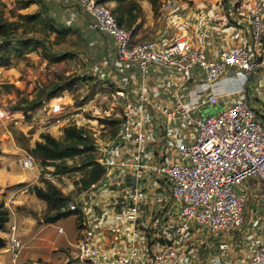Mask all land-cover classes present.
<instances>
[{
	"label": "built area",
	"instance_id": "obj_1",
	"mask_svg": "<svg viewBox=\"0 0 264 264\" xmlns=\"http://www.w3.org/2000/svg\"><path fill=\"white\" fill-rule=\"evenodd\" d=\"M74 1L94 30L114 40L117 61L145 81L115 91L117 133L96 143L104 173L61 210L77 219L76 257L85 264H264L263 229L234 238L248 191L264 185V119L249 94L264 70V0H233L236 10L246 7L250 39L216 50L202 33L141 40L107 3ZM234 71L246 77L237 100L219 106L215 94L191 97L192 83L213 84ZM21 162L37 165L29 152ZM17 230L13 222L6 239L13 264L24 248ZM240 241L246 252L236 263Z\"/></svg>",
	"mask_w": 264,
	"mask_h": 264
},
{
	"label": "rangeland",
	"instance_id": "obj_2",
	"mask_svg": "<svg viewBox=\"0 0 264 264\" xmlns=\"http://www.w3.org/2000/svg\"><path fill=\"white\" fill-rule=\"evenodd\" d=\"M0 1L5 4L4 7L2 3L0 4L5 19L16 20L20 19L21 16V19L25 18L23 28L19 31L20 36H34L43 39L49 53L62 56L63 59L59 62L48 59L46 64L40 62V60L38 62L33 61L32 64L29 63L35 70V74H32L33 77H29L28 74H25L26 77L21 76L24 80V86L21 90H17L9 84L1 85V98L6 99L9 97L7 95L11 93L14 95V99L15 96L18 97V100H23L25 97L33 99L39 96L45 102L51 95L67 87L71 92L74 104L82 107L77 110L79 115L70 124L76 123L78 126L89 129L97 145L109 143L118 128L117 123L110 121L117 119L115 113L119 111V107L114 106V109L110 110L105 102L106 97H104L105 91L103 88L107 86H102V83L105 81L108 85L110 79L108 76L101 75V73L103 58L105 56L109 57L110 46L104 41L105 47L107 44V53L102 51V44L96 46L101 40L102 33H98L94 29L90 30L89 17L82 12L73 0H40L38 2L40 8L37 12L32 13L19 11L17 0ZM101 1L112 8L116 5L114 1ZM137 1L143 8L142 16L138 20L141 21L140 27L137 30L138 38L143 40L155 37V34L161 29L163 21L160 17L167 15L168 6L191 2L189 0H161L159 9L154 10L150 0ZM112 3L115 4L112 5ZM30 15H33L34 18ZM40 16L44 20H40ZM55 27L58 31L53 30ZM23 29H25L24 35L21 34ZM92 41L96 44H92ZM41 65L42 68H40ZM256 86V78H253L250 90H254ZM2 102L5 108L1 111L3 115L7 111L12 112L18 103H12L9 98L2 100ZM54 126L50 129L53 133L49 130L44 132H49L54 137L61 138L64 134L62 132L64 127L61 128V133L58 134L57 127ZM6 134L18 139L26 146V151L31 152L16 125L4 124L0 119V138L7 139ZM99 152L96 149L97 157ZM22 157V155H17L14 162L20 164ZM2 160L4 161L5 158L3 157ZM36 161V168L41 172L39 178L37 177V181L31 183V185L22 182L12 186L7 185L4 187L5 190L0 189V217H4L0 235L5 239L4 244L0 246V264H13L10 253L7 251L8 242L6 240L13 222L17 223V233L24 243L17 264H85L81 261L69 263L70 257H76L75 245L80 237L76 217L72 215L52 221L51 218L56 216L55 210L51 209L45 200L38 198L34 193L35 185L47 187L50 183L56 186L58 197H71L80 192L81 179L87 170V168H84L82 156L68 160V163L73 165L76 170L61 174H52L55 170L54 166L43 167L38 159ZM20 169L25 170L22 166ZM260 187L259 191H248L245 227L251 218L252 210L256 208L255 204L257 203L259 207L264 206V185L260 184ZM60 226L65 230L63 233L59 232ZM235 237L239 238L240 232H237ZM243 246H246L245 243L240 241L235 248L237 252L235 255L236 263H241L238 257H241L244 253L241 250L246 247ZM8 254L9 259L6 262L3 255L7 256Z\"/></svg>",
	"mask_w": 264,
	"mask_h": 264
},
{
	"label": "crops",
	"instance_id": "obj_3",
	"mask_svg": "<svg viewBox=\"0 0 264 264\" xmlns=\"http://www.w3.org/2000/svg\"><path fill=\"white\" fill-rule=\"evenodd\" d=\"M31 1L28 7L20 8V6H18V10L23 13L37 12L40 8L38 3L40 0ZM189 1L191 2H185V4L182 2L177 5L168 6L167 15L160 17L163 21V25L155 34V37H172L183 33L195 36L198 33H202L206 36L210 47L214 50L220 47L221 43L234 44L249 41L250 35L247 23L248 18L245 16L247 12L245 5H241V7L236 10L235 7H237V5L233 0ZM113 4L115 3H112V5ZM82 12L85 13L83 10ZM85 14L90 19V30H93L91 27V18L87 13ZM140 23L141 21H138V27H140ZM137 30H139V28ZM96 32L102 33L97 30ZM136 35L139 37L138 33H136ZM100 37L101 40L97 44L93 41L92 44H96V46L102 44V51H104V53H107L108 50H106L107 44L105 47L104 41L110 46V52L108 53L109 57L105 56L103 58L101 75L108 76L110 79L108 85L104 81L102 86H107L103 88L105 91L104 97H106L105 102L112 110L113 104L120 107L119 104L121 103V101L116 100L117 96L115 91L117 89H124L125 92L128 93L131 89L137 88L138 85L145 81L138 68L127 64H121L117 61L115 56V43L109 35L102 33ZM39 60L40 62H45V64L48 63V59L40 56L37 52L23 51L10 54L7 62L0 65V88H2L1 85L3 84H9L14 86L17 90H21L24 86V80L21 76L24 75L26 77L25 74H28L29 77H33L32 74H35V70L31 64L33 61L38 62ZM61 61H63V59ZM40 68H42V65ZM255 78L258 86L255 87L256 89L250 90L249 94L253 103L258 106L261 116L264 119V70L256 74ZM150 82L151 81H149V83ZM245 84V73L242 71H234L213 84H208L201 80L194 82L190 86L189 92L193 99H198L204 94H215L222 100L219 105L222 106L229 101H235L240 98ZM1 96L2 93H0V102H2V100H7V98L14 104L22 101L21 99L18 100L17 96H15L14 99V95L11 93L7 95L9 97L6 99H2ZM123 100L124 99H122V101ZM2 103H0V119H2L4 124H15L29 148L35 147L36 142L42 140L41 133L45 130L51 131L50 129L54 125H58L56 131L58 134L61 133L63 127L70 124V122L73 119L75 120V117L79 115L77 110L82 108L74 104L71 92H69L67 87L51 95L44 104L38 108L29 111V117L25 116L22 109H14L12 112L7 111L5 115L1 114V111L5 109L3 106L4 103ZM6 135L7 139L0 138V189L3 190L7 185L12 186L22 182L31 185V183L38 180L41 172L36 168L37 165L33 168H25L22 162H20V164L14 162L17 155H22L24 157L28 152L26 151V146L19 142L18 139H15L11 135ZM3 157L5 158L4 161L2 160ZM21 166L25 168V170H21ZM257 205L256 203V208L252 210V215L248 220L247 226L245 227L244 224L241 229L240 237H256L258 235V230H264V206L259 207ZM256 219H259L260 222L259 225L255 227L254 222ZM234 238L238 239V237ZM242 251L246 252V248ZM236 254V250H232V257L234 259ZM3 259L7 262L9 254L7 256L3 255Z\"/></svg>",
	"mask_w": 264,
	"mask_h": 264
},
{
	"label": "trees",
	"instance_id": "obj_4",
	"mask_svg": "<svg viewBox=\"0 0 264 264\" xmlns=\"http://www.w3.org/2000/svg\"><path fill=\"white\" fill-rule=\"evenodd\" d=\"M101 1V0H99ZM114 1L115 7L112 8L113 13L121 26L133 28L137 33L138 20L142 16L143 8L137 0H107ZM161 0H150L153 9L158 10ZM20 8L28 7L31 0H17ZM2 2L0 1V4ZM4 7L5 4L2 3ZM22 17V16H21ZM8 20L3 16V9H0V65L7 62L10 54L23 51L37 52L39 55L51 60L61 61L62 56L49 53L46 43L43 39L34 36H20L19 31L23 28L24 19ZM30 17L34 18L33 15ZM41 18V16L39 17ZM44 20V19H43ZM53 30L58 31L55 27ZM25 34V29L21 31ZM44 100L37 96L33 99L24 98L15 105V109H22L26 117H29V111L41 106ZM110 122L119 124L120 119H113ZM118 130V128H117ZM115 131L114 135L117 133ZM63 136L56 138L49 132L41 133L42 140L37 141L35 147L30 148L31 154L40 161L43 167L54 166L55 170L52 174H61L76 170L75 167L68 163L69 159L82 156L84 168H87L85 175L81 179L82 189L87 188L92 183L98 181L104 169L97 161L96 143L91 131L77 124H69L63 129ZM34 193L38 198L45 200L55 210L56 216L52 217V221L72 216V212H61L67 206V197H58L57 188L53 183L47 187L35 185Z\"/></svg>",
	"mask_w": 264,
	"mask_h": 264
},
{
	"label": "water",
	"instance_id": "obj_5",
	"mask_svg": "<svg viewBox=\"0 0 264 264\" xmlns=\"http://www.w3.org/2000/svg\"><path fill=\"white\" fill-rule=\"evenodd\" d=\"M3 224H4V217L1 216L0 217V228L2 227ZM4 242H5L4 237H2L0 235V246H2L4 244ZM78 261H80L79 257H70L69 258V263L78 262Z\"/></svg>",
	"mask_w": 264,
	"mask_h": 264
},
{
	"label": "bare ground",
	"instance_id": "obj_6",
	"mask_svg": "<svg viewBox=\"0 0 264 264\" xmlns=\"http://www.w3.org/2000/svg\"><path fill=\"white\" fill-rule=\"evenodd\" d=\"M57 124V123H56ZM52 127V126H51ZM54 127H57L58 128V126H54Z\"/></svg>",
	"mask_w": 264,
	"mask_h": 264
}]
</instances>
